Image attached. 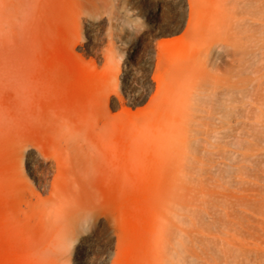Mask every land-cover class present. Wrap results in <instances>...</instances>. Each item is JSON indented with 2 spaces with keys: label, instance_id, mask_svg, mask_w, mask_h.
I'll use <instances>...</instances> for the list:
<instances>
[{
  "label": "rangeland",
  "instance_id": "rangeland-1",
  "mask_svg": "<svg viewBox=\"0 0 264 264\" xmlns=\"http://www.w3.org/2000/svg\"><path fill=\"white\" fill-rule=\"evenodd\" d=\"M75 1L0 0V264H264V33L255 29V46L237 56L223 41L207 46L206 64L222 80L235 77L236 86L227 101L221 83L220 107L215 103L206 114L182 82L196 53L184 39L179 0L169 6L177 32L153 39L155 45L169 41L166 56L175 65L162 99L149 82L156 70L150 44L138 53L133 75L122 81L117 68L105 66L109 55L121 56L110 46L113 28H85ZM184 50L191 61L185 62ZM176 88L187 95L174 98ZM192 112L209 116L200 120ZM189 116L208 118L202 123ZM66 144L76 145L73 155ZM173 146L184 148L179 154L188 158L179 160ZM81 157V164L86 160L96 169L84 162L92 169L84 168L85 174L75 165ZM71 204L74 210H103L97 212L103 232L77 254L68 243L55 248L59 224L48 222L54 214L68 216L70 207L75 212Z\"/></svg>",
  "mask_w": 264,
  "mask_h": 264
},
{
  "label": "bare ground",
  "instance_id": "bare-ground-1",
  "mask_svg": "<svg viewBox=\"0 0 264 264\" xmlns=\"http://www.w3.org/2000/svg\"><path fill=\"white\" fill-rule=\"evenodd\" d=\"M75 1V0H74ZM173 0H77V7L78 8V12H80L81 16H83V18H81V21L80 23L82 22V25H84L85 28H95L97 26L100 27L101 23L104 24L102 26H107V29H111L110 32H112V34H109L111 35L109 38H111V45L112 48H114L115 50L118 49V54H121V56L119 55H115L114 54H111L109 55V57L106 59V65H112V67L114 69H118L119 70V73H121V77H122V81H126L128 78H130L132 75H133V72H132V65L133 63H135L137 61V55L139 52L142 51V49L145 47V45L147 43L150 44V48L152 50V54L154 55V59H156V70H155V73H154V76H150V80L149 82L153 85L154 83H156L155 85L156 86V95L155 98L159 97L160 96V99H162L164 96L163 93L165 94V90L166 88H168V82L169 80H167V72L168 70L170 69V67H174L175 65H173L169 59L167 58L166 56V53L167 51H165V47L167 46L166 43H168L167 41H161V43L158 45V44H154L153 43V39L155 36H162V35H165L167 33H175L177 32L178 29L174 30L173 29V24H172V18H171V15L169 14L170 12V8L169 6L171 5L170 3L172 2ZM76 3V1H75ZM179 4H180V9H181V15H180V25H184L186 26L185 28V35H187V37L184 35V38L185 40H188L190 39V41L188 43H190L189 45L191 46V50L193 49V52L195 51V58L192 59L193 63H192V67L190 65L191 70H190V73H186V74H190L188 76H186L188 79H184L183 80V76L181 77L182 78V82L184 84L185 87H187V91L189 94L186 95L189 97L191 96V98L195 101V103H197L201 109L198 108L199 112H202V113H206L208 111L209 113V107H212L215 105L216 101L217 103L218 100H219V94H218V90L217 87L221 84V83H224L226 85H223L221 84V86H223L225 88V91L222 92V89H221V92L223 94H225V96L227 98V101L228 100H231L232 101V98L229 99L231 97V94H232V97H233V92L235 91V86H236V82L235 81V77L234 75H232V78H233V81L231 79L227 80V78H223V80L219 77V75H216L218 74V72L215 70L217 68L214 69V66L212 67L211 65L209 64H206L208 63V59L205 60V57H207L206 55V50H208L207 46L208 47H211V45H217L220 43L218 42L217 44V41H223V44L225 42V45L226 43L228 44L227 47H231L233 50H234V54L237 55H241L243 52H244V49L245 48H250V47H254L255 46V33H254V30L257 29L261 35H263L264 33V0H179ZM172 14V13H171ZM80 16V17H81ZM173 16V15H172ZM83 19V20H82ZM178 20V19H177ZM177 23V22H176ZM105 26V27H106ZM111 27V28H109ZM181 29V28H179ZM105 30V29H104ZM109 33V32H108ZM160 40V39H159ZM184 42V41H183ZM156 43H159V42H156ZM172 44V42H170ZM182 43V41H181ZM215 43V44H214ZM222 43V42H221ZM187 44V42L185 43ZM158 45V46H157ZM175 45V44H174ZM178 45V44H177ZM184 44L182 43V46ZM215 45V47H217ZM225 45H224V48H225ZM173 46V45H172ZM180 46V45H178ZM223 46V45H222ZM177 47V46H176ZM188 47V46H186ZM214 47V46H213ZM211 48L214 49V48ZM219 47V46H218ZM221 47V46H220ZM111 48V47H110ZM175 48V47H174ZM173 48V50H174ZM182 48V47H181ZM189 48V47H188ZM187 48V49H188ZM171 49V48H170ZM179 49V48H178ZM177 49V50H178ZM184 49V48H183ZM210 49V48H209ZM223 49V48H221ZM230 49V48H229ZM228 49V50H229ZM261 51L263 52V47H260ZM114 50V51H115ZM176 50V51H177ZM189 50V49H188ZM224 50V49H223ZM113 51V49H112ZM135 51V52H134ZM190 51V50H189ZM188 51V52H189ZM222 51V50H220ZM110 52V51H109ZM175 52V50L173 51ZM171 52L172 54L171 57L174 55V53ZM182 52V51H180ZM179 51L176 53L180 56V58L183 56V55H180ZM188 52H185L184 50V54H185V62H187V60L189 59L188 58ZM205 52V54H204ZM211 52V51H210ZM112 53V52H111ZM169 53V52H168ZM191 53V51H190ZM209 54V52H207ZM212 53V52H211ZM221 53V56H223L222 52ZM219 53V54H220ZM147 55V54H146ZM156 55V56H155ZM176 57V55H174L173 57H176L179 59V57ZM203 55H205L204 57H202ZM230 55V54H229ZM227 55V56H229ZM233 57L234 55L231 54ZM211 56V55H209ZM220 56V57H221ZM225 56V58L227 57ZM190 57L192 58V55H190ZM219 57V59H221ZM230 57V56H229ZM117 58H120L119 59V62L117 63L116 62V59ZM183 58V57H182ZM181 58V59H182ZM208 58V57H207ZM212 58V56H211ZM210 58V59H211ZM216 57H214L215 59ZM218 59V58H217ZM218 59V60H219ZM224 59V58H223ZM229 60L230 62V59L229 58H226V60ZM222 60V59H221ZM232 61H234L233 59H231ZM188 61H191V60H188ZM207 61V62H206ZM220 62V60H219ZM227 61L224 62V64L226 63ZM151 63V62H150ZM153 63V62H152ZM176 63V62H175ZM232 63V62H231ZM231 63H226L229 65V70L232 69V66H231ZM234 63V62H233ZM172 64V66H170ZM177 64V63H176ZM182 64V63H180ZM189 64V62L187 63ZM223 64V63H222ZM221 64V65H222ZM235 64V63H234ZM233 64V66H234ZM207 65L210 66V68L212 67L214 70L212 73H210V71L207 70ZM183 66V64H182ZM224 67V65H222ZM227 66V65H226ZM185 67V66H184ZM228 67V66H227ZM226 67L227 69V72H230L232 74L231 71H228V68ZM231 67V68H230ZM183 68V67H182ZM187 68V67H186ZM189 68V67H188ZM234 69V68H233ZM183 70V69H182ZM218 70V69H217ZM180 71V70H179ZM219 71V70H218ZM225 71V70H224ZM183 72V71H181ZM170 73V72H169ZM172 73V72H171ZM179 73V72H178ZM185 73V71H184ZM183 73V74H184ZM215 73V74H214ZM182 74V75H183ZM222 74V73H220ZM227 74V73H226ZM175 75V74H174ZM223 75V74H222ZM225 75V74H224ZM229 75V73L227 74ZM181 76V75H180ZM148 77V76H147ZM222 77V76H221ZM230 77V76H229ZM170 78H171V75H170ZM180 78V77H179ZM177 81V79L175 80ZM172 82V80H171ZM174 82V80H173ZM178 82H181L180 80ZM174 84V83H173ZM180 84V83H179ZM167 86V87H166ZM166 87V88H165ZM173 87H179V86H173ZM127 88V87H125ZM184 87L181 86L180 89H182ZM178 89V88H176ZM175 89V90H176ZM175 90H172V91H175ZM186 91V90H184ZM184 91L183 90H177L176 93L179 92V95H175L174 98H176V96H179L180 98H183L185 97V94H184ZM170 92V91H169ZM220 92V91H219ZM220 92V95L222 96ZM176 93H173L176 94ZM172 94V93H171ZM168 95V93L166 94ZM162 97V98H161ZM173 97V96H172ZM178 98V97H177ZM179 98V99H180ZM187 98V97H186ZM189 99V102H191L190 100L192 99ZM221 99V97H220ZM224 99V98H223ZM226 99V98H225ZM224 99V100H225ZM103 100V98H102ZM114 100H117V99H114ZM168 100H172L173 99H168ZM182 100V99H181ZM180 100V101H181ZM192 100V102H193ZM99 101V100H98ZM126 101V100H125ZM155 101V100H154ZM160 101V100H159ZM187 101V100H185ZM231 101H230V104H231ZM117 102V101H115ZM119 102V101H118ZM156 102V101H155ZM161 102V101H160ZM165 102V101H164ZM163 102V103H164ZM179 102V100H178ZM177 102V104H178ZM184 102V100H183ZM192 102L190 103L191 106L192 105ZM222 102V105H223V101ZM220 102V103H221ZM87 103V102H86ZM124 103V102H123ZM181 103L180 106H182V101L179 102ZM188 103V102H187ZM218 106L216 107H220L219 104H217ZM227 103V102H226ZM88 104V103H87ZM90 104V103H89ZM119 104V103H118ZM118 104L116 103V107H118ZM159 104V103H158ZM175 104V103H174ZM173 104V105H174ZM225 104V103H224ZM233 104V103H232ZM98 105V104H97ZM115 106L114 102H112V106ZM164 105H166L164 103ZM176 105V104H175ZM188 104H186V107ZM196 105V104H195ZM212 105V106H211ZM221 105V106H222ZM229 104H227L226 106L228 107ZM93 106V105H92ZM161 106V105H160ZM163 106V105H162ZM161 106V107H162ZM183 106H184V103H183ZM197 106V105H196ZM225 106V107H226ZM230 106V105H229ZM103 107H105L103 105ZM159 106H157L156 108H158ZM166 107V106H165ZM170 107V106H169ZM174 107V106H172ZM172 107H170V109H172ZM177 107V106H176ZM175 107V108H176ZM215 107V109H217ZM233 107V106H232ZM232 107H231V110H232ZM91 108V107H90ZM107 108V107H106ZM190 108H194V107H189L188 110H190ZM196 108V107H195ZM224 108V107H223ZM223 108H220V111L223 109ZM96 109V108H95ZM94 109V110H95ZM161 109V108H160ZM163 109V108H162ZM208 109V110H207ZM214 109V107H213ZM210 108V110H213ZM214 109V110H215ZM225 109V108H224ZM228 108H226V111L229 112V110H227ZM86 110V109H85ZM89 110V108L87 109ZM92 110V109H90ZM89 110V111H90ZM101 110V108H100ZM155 110V109H154ZM174 110V108H173ZM172 110V111H173ZM177 110V109H176ZM186 110V108H185ZM197 108L194 110V111H198ZM93 111V110H92ZM102 111V110H101ZM106 111H108V109H106ZM152 111V110H151ZM150 111V112H151ZM162 112H164L163 110H161ZM180 111V110H179ZM191 111V110H190ZM99 112V111H98ZM104 112V111H102ZM155 112V111H154ZM169 112H171L169 110ZM181 112V111H180ZM186 112V111H185ZM184 112V113H185ZM196 112H192V114H194L192 117H196L198 114ZM210 117L211 115L214 117L216 116V113L214 112L212 114V111H210ZM87 113V112H86ZM108 113V112H107ZM152 113V112H151ZM166 113V112H165ZM165 113L163 114V116L165 115ZM168 113V112H167ZM232 113V112H230ZM90 114V113H88ZM96 114L97 111H96ZM95 114V115H96ZM159 114V113H158ZM169 114V113H168ZM179 114V113H178ZM178 114H176V116H178ZM197 114V115H196ZM207 114V113H206ZM206 114H203L204 116ZM100 115V113L98 114ZM104 115V114H103ZM109 115V114H107ZM154 115V113L152 114ZM160 115V114H159ZM170 115V114H169ZM168 115V116H169ZM181 115V114H180ZM189 115V113H188ZM203 115H198L197 118L199 117H202ZM91 116V115H90ZM93 116V115H92ZM101 116V115H100ZM182 116V115H181ZM180 116V117H181ZM206 116H209V115H206ZM79 117V116H78ZM84 117V116H82ZM96 117V116H95ZM99 117V116H98ZM103 117H106V116H103ZM108 117V116H107ZM158 117V116H157ZM172 117V116H171ZM175 117V115H174ZM173 117V118H174ZM190 117V116H189ZM192 117H190V120H192L193 122H198V120L200 119H191ZM87 118V117H86ZM90 118V117H89ZM101 118V117H99ZM110 118V117H108ZM167 118V117H166ZM208 118V117H205V119ZM80 119V118H79ZM85 119V118H84ZM94 119V118H93ZM97 119V117H96ZM180 118H178L179 120ZM183 119V118H182ZM181 119V121H182ZM185 119V118H184ZM183 119V120H184ZM189 119V118H188ZM205 119L202 118V120L204 121ZM81 120V119H80ZM79 120V121H80ZM87 120V119H86ZM106 120V119H105ZM172 120V119H171ZM187 120V119H186ZM201 120V119H200ZM199 122H202L203 121H200ZM207 120H210L207 119ZM205 121V122H210V121H213V120H210V121ZM94 121V120H93ZM164 121V120H163ZM169 121V120H168ZM167 120L164 121L166 123H169ZM177 121V120H176ZM190 121V123L192 122ZM90 122V121H89ZM95 122V121H94ZM93 122V123H94ZM216 122V121H214ZM85 123V122H83ZM82 123V124H83ZM113 123V122H112ZM176 123V122H175ZM183 123V121H182ZM188 123V122H187ZM79 124V123H78ZM86 124V123H85ZM120 124V123H119ZM171 124V123H170ZM186 124V123H185ZM193 124V123H192ZM199 124V123H198ZM198 124L196 123L197 127H198ZM201 124V123H200ZM199 124V125H200ZM66 126H68L67 124H65ZM117 125V124H116ZM167 125V124H165ZM184 125V124H182ZM189 125V124H187ZM201 125H204L205 126V123L204 124H201ZM215 125V124H213ZM90 127L93 126V125H89ZM118 126V125H117ZM115 126V127H117ZM212 125H210L211 127ZM217 126V125H216ZM69 127V126H68ZM87 127V126H86ZM168 127V125L166 126V128ZM170 127V126H169ZM184 127V126H183ZM188 126H186L187 128ZM205 127H208L207 130L205 131H208L210 128L209 126H206ZM78 128V127H77ZM88 128V127H87ZM86 128V129H87ZM92 128V127H91ZM94 128V127H93ZM192 128V127H191ZM212 128V127H211ZM214 128V126H213ZM212 128V130H213ZM83 129V128H82ZM96 129V127H95ZM190 129V127H189ZM197 129V128H195ZM201 129V128H200ZM84 130V129H83ZM91 129H88L86 134H88V131H90ZM101 130V129H100ZM192 130V129H191ZM203 131V129H201ZM211 130V131H212ZM76 131V130H75ZM95 131V130H94ZM177 131V130H176ZM210 131V130H209ZM78 132V130H77ZM80 132H84V131H80ZM92 132V131H91ZM97 132V130L95 131ZM185 132V131H184ZM188 132V131H187ZM195 132V131H194ZM199 134L201 132L197 131ZM73 133V132H72ZM213 133V132H212ZM85 134V133H84ZM183 134V133H182ZM186 134V133H185ZM184 134V135H185ZM194 134V133H193ZM196 134V133H195ZM194 134V135H195ZM216 134V131L214 133V135ZM81 135V134H80ZM79 135V136H80ZM91 135V134H90ZM87 136L88 138H91V140L93 141L92 137ZM198 135V134H197ZM78 136V134L76 135ZM178 136H179V132H178ZM188 136V135H187ZM206 136V134H205ZM203 137V140L204 138L206 137ZM81 137H83V135H81ZM86 137V136H85ZM84 137V138H85ZM181 137V136H180ZM179 137V138H180ZM189 137V136H188ZM198 137V136H197ZM66 138V137H65ZM77 138V137H76ZM83 139H80V140H83L85 142V140ZM200 138V137H199ZM68 139V138H67ZM177 139V137H176ZM185 139L186 136H185ZM198 139V138H197ZM196 139V140H197ZM69 140V139H68ZM72 139H70V142H71ZM78 140V138H77ZM77 140L75 142H77ZM174 140V139H172ZM191 140V138H190ZM201 139V142L203 141ZM65 141V140H64ZM91 141V142H92ZM179 141V140H178ZM189 141V139H188ZM194 143L195 141L192 140ZM191 141V142H192ZM79 142V140H78ZM87 142V141H86ZM94 142V141H93ZM172 142V141H171ZM182 142V141H181ZM205 142V140H204ZM207 142V141H206ZM74 143V142H73ZM83 143V142H82ZM90 143V142H89ZM95 143V142H94ZM167 143V142H166ZM170 143V142H168ZM69 144V143H67ZM66 144V145H67ZM85 144V143H84ZM91 144V143H90ZM164 144V143H163ZM162 144V145H163ZM189 144V143H187ZM205 144V143H204ZM87 145V144H86ZM95 145V144H94ZM166 145V144H165ZM177 145V144H176ZM181 146H183V144L181 143L180 144ZM186 145V144H185ZM68 147H71L72 150H73V153L72 155L74 154V149H73V146L71 144V146L67 145ZM92 146V144H91ZM96 146V145H95ZM180 146V147H181ZM202 146V145H200ZM87 147V146H86ZM170 147V146H169ZM179 146H173V148H176V150L178 151V157H177V151L174 153L175 154V157H177L179 160H182V162L187 159L186 157L183 159L181 158V154H179V152L182 153V149L184 148H180ZM194 147V145H193ZM84 149H88V148H85L83 147ZM91 148V147H90ZM94 148V147H93ZM189 148V147H188ZM191 148V147H190ZM80 149V148H79ZM78 149V151H79ZM199 149V148H198ZM197 149V150H198ZM70 150V149H68ZM81 150V149H80ZM91 150V149H90ZM95 148L93 149L92 153H96L97 149L95 150ZM187 151V150H186ZM71 152V151H70ZM85 152V150H84ZM88 152V150H87ZM76 153V151H75ZM83 153V152H82ZM86 153V152H85ZM89 153V152H88ZM79 154V152H78ZM191 154V153H188V155ZM77 155V153H76ZM75 155V156H76ZM80 155V154H79ZM78 155V156H79ZM84 153H83V156L84 157ZM180 155V156H179ZM77 156V157H78ZM92 156V155H91ZM97 157V153L95 155ZM98 156H100V153L98 154ZM103 156V155H102ZM186 156V155H185ZM190 156V155H189ZM192 156V155H191ZM190 156V157H191ZM194 156V155H193ZM74 157V156H73ZM82 157L81 158H77L78 162L75 163L76 164H79L77 165L78 168L82 171H85L84 173L86 174L88 172V170H90V167L89 169L87 170L86 168L88 167H83L82 165H84L83 163L86 162V160L82 161L83 163L81 164V160H82ZM94 157V156H93ZM195 157V156H194ZM72 158V156H71ZM87 158V156H86ZM89 158V157H88ZM87 158V160H88ZM100 159V158H99ZM105 159V158H104ZM194 159V158H193ZM74 161L76 160L75 158L73 159ZM72 160V161H73ZM76 160V161H77ZM92 160V158H91ZM177 160V159H176ZM195 160V159H194ZM193 160V161H194ZM73 161V162H74ZM112 161V160H111ZM192 161V162H193ZM110 162V161H109ZM180 162V161H178ZM177 162V163H178ZM181 162V163H182ZM87 163V162H86ZM85 163V164H86ZM181 163H179V165L181 166ZM191 163V162H190ZM89 164V161L88 163ZM94 164V163H93ZM118 164V163H117ZM186 164V163H185ZM188 164V163H187ZM70 165L72 166V164L70 163ZM74 165V164H73ZM81 165V166H80ZM119 165V164H118ZM70 166V167H71ZM77 166L75 167H71V168H77ZM80 166V167H79ZM86 166V165H84ZM87 166H91L90 164L87 165ZM92 168L96 169L95 167H93V165L91 166ZM84 168L87 170H84ZM110 171V169H108ZM107 171V170H106ZM77 172V171H75ZM89 172H92V169L89 171ZM94 173V171H93ZM92 173V174H93ZM80 174V173H79ZM88 174V173H87ZM91 174V173H90ZM110 174V173H109ZM114 174V173H112ZM78 175V174H77ZM104 176H108V175H105L103 174ZM111 175V174H110ZM80 176V175H79ZM82 176H83V173H82ZM94 176V175H93ZM90 175V177H93ZM89 177L88 175H86V178ZM90 199V198H89ZM92 199V198H91ZM85 201H87L85 199ZM84 201V202H85ZM94 201V200H92ZM91 201V202H92ZM74 202V201H73ZM82 202V201H81ZM82 202V204L84 203ZM88 202V201H87ZM68 205L69 204V201L67 202ZM66 204V203H65ZM77 204V203H76ZM81 204V203H80ZM86 204V203H85ZM84 204V205H85ZM98 204V203H97ZM72 205V204H71ZM79 205V204H78ZM96 205V204H95ZM93 204V206H95ZM73 206V205H72ZM88 206V205H86ZM84 207V206H77L76 205V209L78 208L79 210H74V206L72 207L73 213H71V207L68 208V210H70L69 212V215L68 216H60L59 214H54L55 217H51L54 219L49 220V226H52L53 223H58L59 224V229L57 230V233L55 234L56 236V241H57V245L55 246V248H59V250H61L60 248H63L66 246V243L70 244V246L72 247V252L73 254H77L80 249L87 243H92V240L94 239V237L96 238V236H98L97 234L99 232H103V228L101 229V227H103V222L101 220H104V219H101L102 216L100 217V212H102L103 210H94L93 207H90L88 206L89 208L91 209H80V207H84V208H88V207ZM92 206V205H91ZM100 206V205H99ZM63 208V207H62ZM61 208V209H62ZM67 208V207H66ZM93 208V209H92ZM97 208V206L95 207ZM102 208V207H100ZM60 209V210H61ZM98 209V208H97ZM65 211V210H64ZM61 210V212H64ZM67 211V209H66ZM65 211V212H66ZM49 212V211H48ZM58 212V210L56 211ZM60 212V213H61ZM98 212V213H97ZM71 213V214H70ZM63 213H61L62 215ZM67 215V213H64ZM63 214V215H64ZM49 215H53V214H50ZM48 215V218L50 217ZM56 215H59V216H56ZM102 215V214H101ZM59 217V218H58ZM49 218V219H51ZM104 218V217H103ZM56 219V220H55ZM50 221L52 222L51 225H50ZM107 221V220H106ZM105 224V223H104ZM106 225V224H105ZM58 225H56L57 227ZM54 230L55 229V225L53 226ZM50 228V227H49ZM105 228V227H104ZM52 229V228H51ZM50 229V230H51ZM52 229V230H53ZM101 229V231H100ZM56 241L54 244H56ZM95 241V240H94ZM59 250L57 252H59ZM56 251V250H55ZM57 252H55V255H57ZM51 253V252H50ZM48 252V254H46L47 256H53L54 253H52V255H49L50 254Z\"/></svg>",
  "mask_w": 264,
  "mask_h": 264
}]
</instances>
